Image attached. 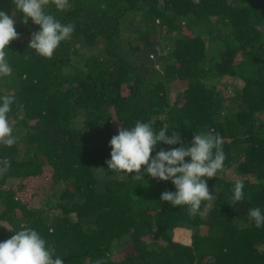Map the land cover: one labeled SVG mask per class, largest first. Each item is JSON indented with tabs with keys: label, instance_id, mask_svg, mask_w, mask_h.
<instances>
[{
	"label": "trees",
	"instance_id": "obj_1",
	"mask_svg": "<svg viewBox=\"0 0 264 264\" xmlns=\"http://www.w3.org/2000/svg\"><path fill=\"white\" fill-rule=\"evenodd\" d=\"M0 11L18 32L0 78L16 137L0 145V241L35 228L63 264H264V227L248 217L264 207V0H70L64 11L48 0L75 29L51 58L28 48L39 26L12 0ZM137 120L182 143L222 137L224 167L197 214L161 200L171 181L108 169L111 138Z\"/></svg>",
	"mask_w": 264,
	"mask_h": 264
},
{
	"label": "clouds",
	"instance_id": "obj_2",
	"mask_svg": "<svg viewBox=\"0 0 264 264\" xmlns=\"http://www.w3.org/2000/svg\"><path fill=\"white\" fill-rule=\"evenodd\" d=\"M57 11L70 7V0H52ZM14 9L23 14V23L29 20L39 29L32 33L28 48L40 57L51 58L61 42L71 39L74 25L62 23L49 11L48 0H12ZM18 38L14 19L0 11V78L11 76L9 43ZM11 95L0 96V145L12 146L16 142L10 126L9 113L14 102ZM171 132V135L168 133ZM167 145L168 148L159 147ZM180 145L178 147H173ZM109 146L108 169L145 183V175L158 181H171L175 191H165L161 200L171 207L186 206L195 215L201 204L210 200L207 179L215 177L224 167L226 159L222 137L212 130L193 132L190 143H182L176 131L167 126L156 127L152 122L137 120L133 126H125L114 135ZM159 147V150H156ZM154 153V155H153ZM186 158H190L187 159ZM6 162L0 172L6 170ZM143 169V171H142ZM244 184L235 183L232 199L244 198ZM249 219L257 228L264 227V207H251ZM6 227V222H0ZM7 228V227H6ZM8 229V228H7ZM12 235L0 241V264H63V258L55 255L42 234L31 227L11 231ZM96 264H101L99 260Z\"/></svg>",
	"mask_w": 264,
	"mask_h": 264
},
{
	"label": "rangeland",
	"instance_id": "obj_3",
	"mask_svg": "<svg viewBox=\"0 0 264 264\" xmlns=\"http://www.w3.org/2000/svg\"><path fill=\"white\" fill-rule=\"evenodd\" d=\"M186 33L188 34V32H186ZM236 83H237L238 85H241V84H242V82H241L240 80H238ZM219 89H221V90L223 91V87H222V86H221ZM223 173H226V172H222V173H220V174H223ZM41 184H42L41 181H33V182H31L30 187H34V189L30 188V190H29V192H28V194H29L28 199H31V198L35 195L34 193H35V191H36V187H40ZM46 187L49 188L50 185H47ZM37 198H38V200H34V205H35V206H40V205H42V204L44 203L43 195H42V196H41V195H39V196L37 195ZM31 201H32V200H31ZM187 236H188L187 233H183V235H181V237H180L179 239H181V240H183V239H187V238H188ZM127 249H128V248H126V250H127ZM126 250L117 253L115 256H116V257H120L119 255L122 254V253H125Z\"/></svg>",
	"mask_w": 264,
	"mask_h": 264
}]
</instances>
